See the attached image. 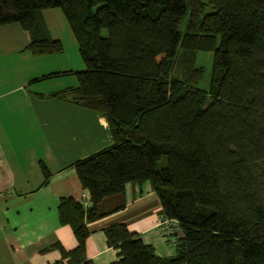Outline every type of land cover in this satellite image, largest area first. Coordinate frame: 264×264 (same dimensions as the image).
<instances>
[{"label":"trees","instance_id":"16d2710c","mask_svg":"<svg viewBox=\"0 0 264 264\" xmlns=\"http://www.w3.org/2000/svg\"><path fill=\"white\" fill-rule=\"evenodd\" d=\"M56 8L85 68L50 97L101 113L114 139L73 164L90 202L59 201L77 241L56 246L63 260L94 264L86 244L98 205L150 182L179 225L175 256L118 224L106 229L113 264H264V0H0V25L27 30L35 56L61 54L43 17ZM200 51L214 53L208 92L197 88Z\"/></svg>","mask_w":264,"mask_h":264},{"label":"crops","instance_id":"0c3cea01","mask_svg":"<svg viewBox=\"0 0 264 264\" xmlns=\"http://www.w3.org/2000/svg\"><path fill=\"white\" fill-rule=\"evenodd\" d=\"M31 40L20 24L0 25V264H68L56 246L72 251L77 241L72 229L60 224L59 201H81L85 194L89 205L90 194L73 164L111 147L114 139L101 113L50 97L78 85L74 72L84 69L82 59L67 50L35 56L28 50ZM63 72L70 73L43 78ZM98 211L102 218L88 224L86 244L94 264L118 261L119 250L106 236V229L118 224L159 256H175L150 182L128 183Z\"/></svg>","mask_w":264,"mask_h":264},{"label":"rangeland","instance_id":"374dc122","mask_svg":"<svg viewBox=\"0 0 264 264\" xmlns=\"http://www.w3.org/2000/svg\"><path fill=\"white\" fill-rule=\"evenodd\" d=\"M43 17L47 25V29L50 36L52 38L59 37V39L63 43L64 50L72 52L73 55H77V58H80L81 60L82 57L79 51L78 43L75 40L74 38L75 36H73L72 31H69L70 27L62 10L58 8L45 10L43 12ZM64 26L66 29L64 28ZM64 30H68V35L71 38H73V42H71L70 39H68L66 31ZM103 34L105 35L106 32H104ZM213 61H214V53L209 51H200L197 53L196 66L204 69L203 77L198 83L197 88L206 92L210 91L213 85V80H214ZM163 163H165V158L160 162L159 165L162 166Z\"/></svg>","mask_w":264,"mask_h":264},{"label":"built area","instance_id":"2783aa9c","mask_svg":"<svg viewBox=\"0 0 264 264\" xmlns=\"http://www.w3.org/2000/svg\"><path fill=\"white\" fill-rule=\"evenodd\" d=\"M81 202L87 206V196L85 194L82 195ZM162 226L164 227L169 242L174 245L181 234L177 221L164 217Z\"/></svg>","mask_w":264,"mask_h":264}]
</instances>
